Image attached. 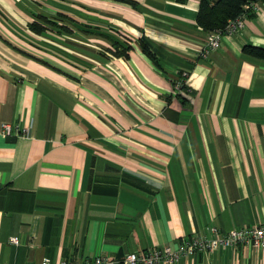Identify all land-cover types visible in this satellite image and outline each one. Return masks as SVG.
<instances>
[{
	"label": "crops",
	"instance_id": "obj_1",
	"mask_svg": "<svg viewBox=\"0 0 264 264\" xmlns=\"http://www.w3.org/2000/svg\"><path fill=\"white\" fill-rule=\"evenodd\" d=\"M131 1L0 0V264H125L264 226V56L246 49L264 48V0L206 58L199 0ZM174 264H264V250Z\"/></svg>",
	"mask_w": 264,
	"mask_h": 264
},
{
	"label": "built area",
	"instance_id": "obj_2",
	"mask_svg": "<svg viewBox=\"0 0 264 264\" xmlns=\"http://www.w3.org/2000/svg\"><path fill=\"white\" fill-rule=\"evenodd\" d=\"M263 0H248L243 5L242 12L236 17L229 18L222 28L207 32L204 44L196 49V56L206 58L211 51L221 46L222 37L232 35L245 27V19L252 12H257ZM187 72L183 71L182 75ZM182 82H178L180 86ZM1 132L11 134L12 129L8 123H2ZM18 131V130H17ZM26 132L22 129L21 133ZM10 242L19 243L18 236H11ZM239 245L261 248L264 250V226H251L231 229L227 232H220L217 228L211 227L208 235L196 234L184 239L178 247L170 245L151 248L143 252H130L125 255V264H174L178 259L186 257L198 251H211L217 248L238 247ZM113 260L105 255L87 258L84 262L62 259L59 264H112ZM39 264H49V259L44 258Z\"/></svg>",
	"mask_w": 264,
	"mask_h": 264
},
{
	"label": "trees",
	"instance_id": "obj_3",
	"mask_svg": "<svg viewBox=\"0 0 264 264\" xmlns=\"http://www.w3.org/2000/svg\"><path fill=\"white\" fill-rule=\"evenodd\" d=\"M124 1L133 3L131 0ZM247 1L248 0H199L196 22L206 32L222 28L229 18L236 17L242 12L243 5ZM30 26L37 32H40L44 28L38 21L32 22ZM139 44L144 51H146L148 54H151L150 50H147V46L145 44H143L141 41ZM127 48L128 46H123L121 50L117 51L116 53H125ZM246 49L255 54L264 56V48L249 46V48ZM180 86L184 87V84H181Z\"/></svg>",
	"mask_w": 264,
	"mask_h": 264
}]
</instances>
